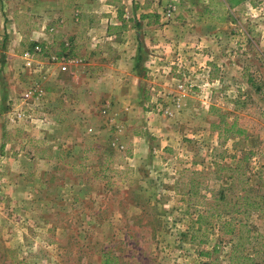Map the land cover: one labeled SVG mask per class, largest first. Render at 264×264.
Here are the masks:
<instances>
[{
  "label": "rangeland",
  "instance_id": "rangeland-1",
  "mask_svg": "<svg viewBox=\"0 0 264 264\" xmlns=\"http://www.w3.org/2000/svg\"><path fill=\"white\" fill-rule=\"evenodd\" d=\"M97 1L93 11L89 0H0V264H102L103 251L112 264H222L240 223L252 238L243 253L264 264V0H173L162 37L199 48L189 53L177 43L169 74L182 81L191 68L208 88L210 70L219 76L222 64L229 74L221 73L218 94H181L182 105L173 101L171 112L168 103L138 97L145 113H128L133 121L156 114L152 140L180 137L200 160L188 165L177 150H166L147 156L136 174L134 148L124 146L118 126L128 120L120 80L112 97L104 86L111 87V76L98 74L104 56L122 51V33L110 41L101 25V15L121 3ZM28 23L41 35L37 43L50 42L48 53L33 45ZM88 25H98V46ZM58 55L76 59L67 70L59 66L75 72L56 85L43 72ZM208 57L213 65L199 69ZM220 115L222 133L237 139L205 152L198 139L212 143ZM208 211L216 215L199 227L198 215ZM231 217L236 229L225 234L220 225Z\"/></svg>",
  "mask_w": 264,
  "mask_h": 264
},
{
  "label": "crops",
  "instance_id": "crops-1",
  "mask_svg": "<svg viewBox=\"0 0 264 264\" xmlns=\"http://www.w3.org/2000/svg\"><path fill=\"white\" fill-rule=\"evenodd\" d=\"M89 1L92 2H90L91 4L88 5L92 6L93 11H97L94 7L96 4V0H94V4H92L93 0ZM99 1L100 0H98L97 3H99ZM167 1L169 2V4L167 5L165 3V7L161 8V2L164 3ZM174 2L175 1L173 0H118V3H121L122 5L119 4V7H117L116 9H107L106 13H103L101 15V25L106 33V38L108 40L111 41L113 40V37L117 38V35L122 33L120 36L122 38V51L120 52V56L113 58L109 55L104 56V58L102 59V63H100L98 66V68L100 69L98 74H101L102 77H106L104 74L111 76L112 79H110V86H113L112 91L111 87H109L108 85L104 86L106 87V90L111 93L112 97L115 96L116 88L118 87L116 86L115 81L116 79L120 80V96L118 98L120 106H122L120 110L126 112V118H128V120L125 119L123 122H119L118 126L119 131L124 138V140L122 141L124 146L129 144L134 148L133 154L129 155V159L132 161L131 164L135 166L133 169L131 168L133 170V174H136L140 170L139 168L142 166V162L147 156L156 157L158 156V154L166 153V150H177L178 155L185 157L186 160H191L188 165H191L194 160H200L196 153L187 150L183 142L180 140V137H171L167 142L163 141L161 138H158L157 141L152 140L151 134H154L152 132L159 130L157 127L159 126L157 125L158 120L155 118L156 114H142L144 118L141 122H136V120L135 122L133 121V117L135 115H128V113H133L136 110H143V112L145 113V109L141 105V98L138 97H144L145 95L149 103L154 102L157 105H160L161 102H164V104L166 103L165 105H167L168 103L169 111L171 112L173 101H175V104L178 102V105H182L181 94H186L189 99H192L193 97H196L198 95H205L204 92H201L204 88H207L208 91L209 89L212 91V93H210L211 97H213L214 93L218 94L216 88L221 87L222 82H224L222 74L224 73L225 76L229 74L228 71H226L223 65L220 63L218 64L222 66L221 68H223L224 72H221L222 74L220 73L219 76H215L212 78L210 76L211 70L209 69V78L213 83V87L211 88H208L206 86L205 78L203 76H200L201 74L192 73L191 68L189 69V73L184 76L182 81L169 74L171 68H173L170 67V65L175 63L173 56L170 54V51L173 50L177 43L179 44L177 48L183 47L187 49L189 53L191 48H199L198 44L194 42L184 41L180 43L176 42L175 40L169 41L162 37V34H166V32H168V28H170V25L166 23V21L168 20L167 17L172 12L171 6L175 4ZM33 26L34 24L28 23V27L29 29H31L30 39L34 42L33 45L35 47H40L41 52H39L40 54H43L42 52H47V48L50 47V42L37 43V40L41 38V35L40 33L36 34V28ZM29 29H27L28 33ZM88 29H90V32L93 35L99 30L98 25H88ZM42 36L45 39V35L43 33ZM92 40H94L93 43L95 46L99 45L100 39H97L96 35L92 37ZM65 45L67 46L65 48L69 49L71 43L67 42V44ZM131 47H135V52H133L132 54L130 53ZM58 56L59 57L54 56L55 59L53 60L52 66H50V68H48L47 64L44 65V75L42 73L43 79L44 77H46L47 79L54 78L56 85L57 82H61V75H63V73L69 72V75H72L75 72L72 69L73 66L70 67L69 71H62L59 68V66L63 62V59L67 58L74 61L76 59V56L74 55H67V57H65V55ZM211 57L204 59V61H198L197 66H200L199 69L206 71L203 66L210 68V66L213 65V63H211ZM43 59L47 60V56L45 55L40 57V60L38 61L44 63L42 61ZM179 59L180 58H178V60ZM188 59H190L191 62L192 58ZM74 61L72 63H74ZM231 64L236 65L235 62ZM115 69H118L119 71L117 74L113 75L112 72ZM73 77H75V75H73ZM180 84L182 85L183 90L180 89ZM201 100L209 108L214 104L211 103V100L207 101L204 100V98ZM108 104L110 105V103ZM218 105L219 108H224V103L219 102ZM165 116L166 115L163 114V118ZM57 117H55V120L62 122V116L60 117L61 119ZM220 125L222 124H215V128L219 129H216V131L212 132L215 133V135H213L214 140L212 141V143L203 141L204 139L201 140V138L198 139L199 146L205 152H207L208 150L213 151L224 143L226 147L231 146V142H234L237 139L229 135H227V137L224 136V133H222V129H220ZM226 126L231 127L229 125ZM128 127H130L131 130H128ZM127 131L132 132V134L128 136ZM159 135H161V133H159ZM207 157V161L210 160V162L212 163L213 161H216V158H213L212 154H208ZM206 160L202 161L200 165H205L207 163Z\"/></svg>",
  "mask_w": 264,
  "mask_h": 264
},
{
  "label": "trees",
  "instance_id": "trees-1",
  "mask_svg": "<svg viewBox=\"0 0 264 264\" xmlns=\"http://www.w3.org/2000/svg\"><path fill=\"white\" fill-rule=\"evenodd\" d=\"M224 115H220V123L222 124L224 122ZM213 128H215V125H213ZM229 132V129H226V134ZM239 133H242V130L238 131ZM227 137V135H224ZM247 158V157H245ZM223 197V196H222ZM245 206V205H244ZM258 206V205H256ZM241 207L243 205L238 204L236 207L235 205V211L239 212L241 210ZM216 214L213 213L212 211H208L206 214H200L198 215L197 223L198 226L200 227L203 224L210 223V219L214 217ZM218 216H221V214H217ZM222 228V231L225 234H233L235 229H236V222L235 218L231 217L230 219H227L222 222V225H220ZM234 241V248L233 251L230 255V259L226 263L222 264H254V257L250 256L249 254H244L243 249H245V246L250 244L252 242V238L250 235V230L247 227L246 223H240L239 224V234L232 239ZM206 256H210L211 253L208 251H205L203 253ZM101 263L102 264H112V261L114 257L110 255L109 252H104L100 255Z\"/></svg>",
  "mask_w": 264,
  "mask_h": 264
},
{
  "label": "built area",
  "instance_id": "built-area-1",
  "mask_svg": "<svg viewBox=\"0 0 264 264\" xmlns=\"http://www.w3.org/2000/svg\"><path fill=\"white\" fill-rule=\"evenodd\" d=\"M30 55H31L30 53H28V52L26 53V57H27V58H29ZM64 61H65V62H62V63H61V69H62V70H67L68 65H69L70 63H72L74 60L65 59ZM29 94H30V93H27V95H29ZM31 94H32V92H31Z\"/></svg>",
  "mask_w": 264,
  "mask_h": 264
}]
</instances>
